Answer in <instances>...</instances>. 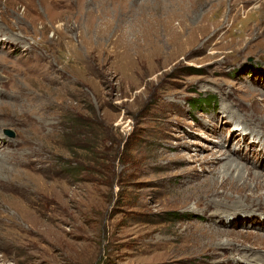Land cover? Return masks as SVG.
Here are the masks:
<instances>
[{"label":"rangeland","instance_id":"rangeland-1","mask_svg":"<svg viewBox=\"0 0 264 264\" xmlns=\"http://www.w3.org/2000/svg\"><path fill=\"white\" fill-rule=\"evenodd\" d=\"M144 1L0 0V264H264V0Z\"/></svg>","mask_w":264,"mask_h":264},{"label":"bare ground","instance_id":"bare-ground-1","mask_svg":"<svg viewBox=\"0 0 264 264\" xmlns=\"http://www.w3.org/2000/svg\"><path fill=\"white\" fill-rule=\"evenodd\" d=\"M99 2H102V4L104 5L103 6V8H108L109 6H107L109 3H116V0H98ZM149 3V0L148 1H144L141 5H143V7H146V6H144V5H147ZM90 5V4H89ZM33 8H34V6H33ZM37 11L40 13V11L37 9ZM131 11H132V9H131ZM113 13V12H112ZM114 13H116V12H114ZM113 13V14H114ZM121 14V13H120ZM120 14H118V15H120ZM124 15H128L127 14V11L126 12H124L123 13ZM107 16H109L110 17V14H106ZM114 16V15H113ZM185 17H189V13H187L186 15H185ZM122 18V17H121ZM72 46V48H73V51L75 50V47H76V45L74 46V45H71ZM32 220V219H31ZM34 220V219H33ZM28 221V220H27ZM30 221V220H29ZM31 222V221H30ZM29 222V223H30ZM33 222H36V221H33ZM33 222H31V223H33ZM36 224V226L35 227H37V223H35ZM32 226V225H31ZM29 230H31V229H29Z\"/></svg>","mask_w":264,"mask_h":264}]
</instances>
